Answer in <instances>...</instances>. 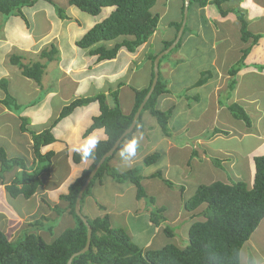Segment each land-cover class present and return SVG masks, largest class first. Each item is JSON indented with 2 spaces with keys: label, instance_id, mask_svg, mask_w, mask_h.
I'll return each mask as SVG.
<instances>
[{
  "label": "trees",
  "instance_id": "16d2710c",
  "mask_svg": "<svg viewBox=\"0 0 264 264\" xmlns=\"http://www.w3.org/2000/svg\"><path fill=\"white\" fill-rule=\"evenodd\" d=\"M38 1L0 0V13L7 17L19 16L27 20L23 8L34 6ZM47 1L53 2L52 0ZM208 1L218 8L221 15L225 16L228 13V10H224L222 7L226 0H190L188 19L175 49L187 34L190 27L188 20L191 18L195 3L203 6ZM157 2L158 0H69L70 6H77L90 15H99L106 6L116 7L109 16L91 27L76 41V44L89 50L90 54L98 55L100 61L115 58L123 47L131 52L136 51L148 42L158 29L161 14L153 10ZM184 7L185 2L182 7L181 20L170 22L175 29L174 37L172 40L164 42L162 51L175 41L184 21ZM55 8L61 19L69 18L65 8ZM238 14L242 41L248 42L251 39V44H256L261 35L253 34L248 28V21L244 14ZM110 41H115V44L108 46L107 42ZM250 51L251 46L242 50L241 58L230 69L232 77L236 76L246 65L245 60ZM57 53V47L51 43L50 46L42 49L40 55L48 61H52ZM159 53L151 56L153 62ZM9 64L17 66L25 77L41 83L45 69V65L41 61L25 62L21 55L13 53L10 55ZM153 78L154 71L152 81ZM235 83L234 80L230 84L234 86ZM0 88L6 94L1 103L12 112L20 114L22 112V110L19 111L21 109L20 104L16 97L11 94L7 78L0 79ZM150 88L151 84L147 88L135 90V104L130 114H125L122 111L118 90H115L110 92L114 101L113 106L108 103V96L105 92L75 98L64 105L59 115L53 118L41 131L34 130L29 126V117L20 116V130L31 134L35 160L34 164L29 165L27 158L22 156L9 157L6 149L0 147L1 174L14 169L16 171L12 181L6 185L7 193L11 197L22 195L25 198H30L43 185L47 176L52 172L53 158L56 157V153L53 150L43 153L42 147L56 140L52 132L53 128L61 119L70 115L78 107L98 101L100 114L93 118L92 124L86 129L85 136L97 128H104L107 138L97 141L94 148L73 154L75 163H80L87 158L93 159L92 164L84 169L82 174L69 185L68 192L60 195V198L67 203L65 209L75 220L74 225L65 228L52 241H47L42 235L33 232H26L22 238L13 241L0 230V264H67L74 253L81 251L86 246L88 227L75 211L77 196L96 164L131 126L134 115ZM165 92H167V84L159 74L157 85L138 117L136 126L122 139L117 149L107 157L98 169L83 194L81 205L85 197L91 193L90 189L94 184L96 182L102 183L106 174L112 176L117 182L132 183L136 187L138 199L145 198L149 199L151 203H155V197L148 196L146 193L142 176L137 168L118 171L110 166V161L122 148L123 142L133 138L139 125L142 124L144 111L149 110L157 118L164 132L167 133L171 111H164L158 106L159 96ZM229 109L234 117L243 120L248 127L252 126L251 118L238 103L232 104ZM160 154V152L149 154L145 157L144 163L146 165L155 163L160 158ZM253 160L255 173L252 186L243 180L232 183L218 180L199 185L195 193L185 200L184 209L193 212L192 217H195L199 212L195 211L202 207L200 215L204 219L189 222L188 234L183 241L175 240V236L182 238V234L176 232V227L165 224L163 231L168 238L167 243L161 247L143 248L132 240L125 228L112 226L110 214L106 213L103 216L91 218L83 213L93 230L91 243L86 252L76 255L72 259L71 264H242V247L264 218V154L256 155ZM219 161L216 160L217 163ZM162 175L161 171L152 174V176L162 178L168 185H173L170 180L162 177ZM101 207L105 208L102 205ZM163 211V207H156L150 211V218L154 225L158 226L165 221ZM43 220H49V218L43 216L42 219L36 220L34 225L43 227Z\"/></svg>",
  "mask_w": 264,
  "mask_h": 264
},
{
  "label": "crops",
  "instance_id": "0c3cea01",
  "mask_svg": "<svg viewBox=\"0 0 264 264\" xmlns=\"http://www.w3.org/2000/svg\"><path fill=\"white\" fill-rule=\"evenodd\" d=\"M184 2H185L184 0H158L156 4L157 7L156 11L161 14V18H160L161 24L160 23L159 24L160 26L162 25L163 28L166 29L165 35H159V33L161 32L159 31L158 28L154 32L150 40L144 43L142 46H140L136 51L131 52L125 47H123L120 49V51L118 52L115 58L105 59L102 61L98 60V55H92L89 53V50L79 47L76 44V41L79 40L96 23L100 22L105 17L109 16V14L116 8L115 6L104 7L103 8L104 15L100 16L99 19L97 18L98 20L97 19L92 20L89 17V16L96 17L97 15L85 14V17H88V22L90 23L84 27H82L79 24L78 26H75L73 28L74 26L73 25L69 29V32L68 29L65 30L66 31L65 34H62L61 31H58V29L60 28V24L57 29V23L53 22L52 25L54 26L51 34H49V36H46V34H44L42 35V37L45 36L47 37L44 38V40L48 38L51 39L54 38L55 40H57V42H54L55 40L50 41V44L54 43L58 49V53L54 58L57 61L58 70L60 71V76L57 77V87L55 89H47V93L45 94L44 97L45 99L40 100L39 102H36L34 104L27 105V107L21 112L23 114L20 113L19 115L29 117L30 119L33 118L34 124L36 123L40 124L41 126H43V128H45V126H47V124L54 117L59 115L63 106L70 103L75 98L92 95L97 92H105V94L108 96V103L111 106H113L114 101L110 96V92L115 90H118V98L120 101V107L122 111L125 114H130L135 104V90L147 88L150 84L152 85L151 81L154 71V62L152 61L151 56L159 52H162V49L164 47V42L173 39L175 29L174 27H172L171 25L172 23L170 22L181 20L182 7ZM73 6L74 5L70 6V15H71V10L74 9L75 7ZM222 7L224 10H228V13H226L225 16L221 15L218 8L210 1H208L203 6L200 5L199 3H195L193 7V11L191 13V18L188 20L190 27L187 31L186 36L184 37V44L187 41L191 40V45H192L191 49L193 52L196 49H198V44H197L198 38H202L205 42H207L206 41L207 39L209 40V44L212 49V53L214 55L211 59V62L212 65L217 69L218 79L208 81V83L207 81L200 83L201 79H199L195 82V85L196 86L197 85L207 86V84L212 85L211 89L209 90L210 99H211L210 101L211 104L209 106L210 109L213 110V112L207 114L206 109L205 108L203 109L204 107L203 102L202 101L200 102L199 99L200 97L197 96H195L194 99L199 101V103H192V104L186 103L185 105H183V110L181 113L175 112L174 109L176 107V103H175L176 98L178 97L179 99H182V95L176 97V92L173 91L172 89L173 86L172 81H169V78L173 75L174 72H176L175 69L177 67L172 68V66L168 62H165L163 73H165L164 80L167 84V92L159 96L158 106L160 109L164 111L169 109L171 111V115L174 110L173 116L170 115V118L168 119L167 131H169L168 128L169 125L173 130H176L177 132L181 131L182 129L184 130L187 129V126L193 123L191 119H194L195 120L194 122L198 121L199 117H197V115L202 114L204 112L207 115V118L205 120L209 122L207 125L219 124L220 119L218 115L220 114L221 111L226 109L225 107L226 105H223L219 98L221 96V92L227 91L229 87V81L232 79V75L230 74V67L232 65L234 66L235 62L241 58L242 50L244 48L251 46V51L245 60L246 65L237 73L240 77L248 73H260L259 70H257L256 67H254V64H256L259 61H261V63L264 66V0H226L222 4ZM171 8L173 10H171ZM43 9L46 10L45 12H48L49 16H51L50 14L51 11H49V8L47 6H43ZM53 11L52 13L54 14ZM170 12L171 15L169 14V19L166 21L167 23H165L167 14ZM238 13L244 14V17L248 21V28L253 34L261 35V37L259 38L256 44L252 45L251 39L248 42L242 41L241 27L238 18L239 15ZM75 15H78V13ZM69 18L68 19L71 20V18L73 17L69 16ZM6 23L7 21H5V24L3 25L4 35L2 36V38H0V69H1L0 73H2L4 68L8 67L7 65H5V67L3 66L2 68L1 61L5 53L10 49L12 45L15 48L12 49L11 54L13 53L19 54L23 57V60L25 61V55H23V53L28 50L30 44L31 46L34 44V42H32V38H29L30 36L23 29L17 28L18 29L17 37L13 38L9 32L10 26H8ZM157 35H159V38H158V43H156V48L154 49L155 53L149 54V50H150L149 44L152 43L153 37H156ZM15 39H17V41ZM111 42L113 43L111 44ZM114 44L115 41L107 42L108 46H113ZM48 45L46 46L48 47ZM186 56H187L186 50L180 48L176 52L175 58L182 57L183 59ZM257 59L259 61H255ZM46 60H47L46 58L45 59L38 58V59L28 60V62L41 61L42 63H44L46 67L45 64ZM179 63H182V61ZM144 64H145V68L139 71V66H142ZM159 68L161 69L160 64H159ZM179 73L182 78L180 79L181 83L180 85H178V88H181L182 86V92H183V90L189 88L190 85L186 81V75L182 76V71H179ZM43 75H45V73ZM1 78H6V77L3 76L0 77V79ZM64 83H66L65 86ZM40 84L37 83L35 85H37L36 86L37 90H40L41 93L44 88V85H40ZM231 90H235L234 87ZM0 92H1L0 93V103H1V100L6 96V94H4L5 92L3 93V91L1 90ZM54 99H59L60 101H62L59 105V109L56 112L55 109H53ZM184 99L187 100L189 99V97L186 96L184 97ZM168 101H172L174 103L167 104ZM214 101H216V103H214ZM2 106L3 107H1V113H0L1 118H2L1 115H7V114L11 115L13 113L5 105ZM184 108H186V110L188 111H185ZM200 108L202 109L201 111L199 110ZM194 110H197V112L196 115H194L193 117L189 115L188 116L189 118L187 119L186 118H184L183 120L179 119L181 114L183 116L189 114L191 111ZM99 114H100L99 103L98 101H94L87 106L78 107L70 115L61 119L57 123V125L53 128L52 132L56 140L49 145L43 146L42 152L46 153L50 150L55 151L56 158L54 159L56 160L54 161L51 174L47 176L43 185L40 186L38 191L32 197L25 198L26 202L33 200L34 205L30 206L25 204L23 206L20 205L19 207L16 208L11 201H8L7 196L9 195L6 190V185L12 181L14 175L11 179L0 180V230L6 233L7 236L11 234L10 229L8 228H11L12 225H16L15 222L18 223L19 219L22 221L25 220L26 224L27 223L31 224V225H26L27 230L28 228H32L33 230V231L28 230V232H37L38 234H40L43 230V227L42 226L40 227V225H34L35 221L38 219H42L43 216H46L48 218L58 217L59 213L57 210H58V206L61 205L60 202L64 203L63 205H61L65 214L64 218H68L70 215L71 217L69 218L72 220L73 223H75L73 216L69 214V212L65 209L67 203L60 198V195L67 193L69 185L82 174L84 169L88 168L93 162V159L87 158L80 163H75L73 161V154L75 152H82L86 149L94 148L97 141L104 140L107 138V134L104 128H97L93 130L90 134L85 136L86 129L92 124L93 118ZM146 115L143 117L142 124L139 125V128L136 130L137 132H135L133 138L126 139L123 142L122 148L111 159L110 161L111 167L114 166V168H116V166L118 165L123 166L126 160H128L129 163L126 164L127 167H129L126 170L132 169L130 167L135 163H142V162L144 163L145 158H122L121 155L128 151L130 156L134 155L132 149L136 144L134 142L135 138L144 137L147 135L144 133V131L148 133L150 132V130L155 128V122L150 117L153 115L150 113L149 110H148V114ZM226 118L228 119V117ZM230 118H235L232 113ZM19 121H20L19 124H21V120ZM155 121H158L157 118ZM0 124H1L0 125L1 132H3V129L5 130L6 125H9L8 123H0ZM245 126L238 127L236 129L239 132H241L243 136L249 135V137H251L252 135L255 134V133H251L252 130L249 129L247 126L245 128ZM43 128L41 129L38 128L37 130L41 131ZM161 133H164L163 134L164 137L165 136L168 137V141L170 143L167 148V152L181 150V146H178L175 143L176 141H174V139H172V137H170L169 134L164 132L163 128H161ZM193 133H197L199 137V140L198 142L195 143V146H200V145H207L209 143L212 144L213 142H216L219 137H221L222 133L228 134L229 132L228 130H223V129L220 130L217 127H215L214 129H212V132L209 134L201 131L200 127L198 126L197 129L193 131ZM206 134H209V136H207ZM26 135L27 136L25 137L27 139L24 141L15 140L13 137L11 140L12 142H10V146H15L17 150V148L21 146L22 144L21 142H26V148H28L29 146L31 148L33 146V140L31 134L28 133ZM258 138L260 139V141H258L256 147H254L251 151H256L258 150V148L260 149V147L264 145V136H259ZM201 139L203 141H201ZM233 147L234 146H229V148L226 149V152H224V155L227 156L228 154H232L231 156H234L235 148ZM189 150L190 148H188L186 151L189 152ZM207 150L209 154H213V152H215V151H211L208 147L202 149L201 152L203 151L206 152ZM201 152L195 153V151L193 150L191 156L193 158L196 156L195 157L196 159L194 158V160H192L193 158L175 159V158L167 157V160L165 161L166 162L165 166L162 169H156L151 173H146V175L144 176L140 173L142 176V182L144 183L146 181H153L154 179H157L156 182L155 180L152 182L154 185L157 184L158 186H160V184L163 183V185L172 187L168 185L166 182H164L162 178L158 176H152V174L161 171L163 174L162 177H164L165 176L164 174H167L166 171H163L164 168L168 170L174 164L182 165V169L184 171V168L187 169V167H189L191 161L195 162L197 165L198 163H200V167L197 168L198 174L200 172L208 171L211 174V176H213L214 174L213 169L218 168L219 171L220 168L224 169V167H220L222 164L220 161L219 163L220 166H215V164L213 163L214 166L212 167V170H210V164H208L209 161L208 157L205 156L206 160L204 161L203 160L204 157L203 158L200 157ZM59 156L62 158H59ZM213 156L214 157L219 156V154L217 155L213 154ZM34 158H27V162L29 165L34 164V160H35ZM213 159L220 160L221 158L216 157ZM228 159L230 160L231 158ZM59 162H63V165L61 166ZM247 162L250 163L249 160H247ZM225 164L226 163H223V165ZM146 166H150V165H146ZM228 168L229 170H231L230 167ZM251 171L252 170H249L248 173L249 175ZM15 172L16 171H14L13 173ZM239 175L240 174L238 173L237 177ZM214 178L216 177H213L212 182L218 181L215 180ZM109 183L112 184L113 182H110L109 174H106L103 177L102 183L96 182L94 184V187L95 185H100L103 187V185ZM128 183L130 184V182ZM122 184H125V182H123ZM129 187L130 185L128 186V188ZM124 192H125V188L120 187L116 189L115 193L121 196L124 194ZM88 198L89 200L86 203L87 206L86 211L85 213L84 212L82 213H84L85 215L91 218L94 217L91 215L90 210L95 209V207H97L98 205L102 210H106V207L109 206H117V205H113L115 204V202L106 201L103 195L100 194H99V198L101 199L102 202V203L100 202V204L92 197L91 198L88 197ZM101 205L104 206L105 208L101 207ZM138 205L141 206V208H139ZM43 206H46L47 208V209L45 208L46 212H44L43 214H39V216L37 217L38 209L42 210L41 208ZM157 207L164 208V206L162 205H159ZM175 207L177 209L172 211L171 213L172 215L170 217L166 215L167 209L164 208L163 211V216L165 217L164 222L166 223L172 222L174 227H176V232L178 234H182L181 222L182 219H185V217H182L183 213L181 207L178 206V204ZM135 210L136 213L131 215L134 218L133 221H130L129 223H125L124 221V224H122V228H125L128 231V233L131 235L132 238H134V240H136V242L139 244L140 247L143 248L150 247L154 243L157 244V241L160 244V242H162L160 235L163 234L165 236V233L163 231L165 227V223L163 222L158 226L154 225L150 218L151 216L150 210L144 206L143 202L142 203L138 202ZM126 211L128 212V214H131L130 209H127ZM104 214H106V212H104ZM110 217H111V224H113L112 214H110ZM26 229H23L24 232ZM258 235L260 239H258ZM9 239L13 241L15 240V239H11L10 237ZM241 254H242V264H248L249 262L250 263L253 262V264H264V218L260 222L257 229L253 232L250 239L242 247Z\"/></svg>",
  "mask_w": 264,
  "mask_h": 264
},
{
  "label": "rangeland",
  "instance_id": "374dc122",
  "mask_svg": "<svg viewBox=\"0 0 264 264\" xmlns=\"http://www.w3.org/2000/svg\"><path fill=\"white\" fill-rule=\"evenodd\" d=\"M53 2H49L47 0H39L34 6H27L23 8L24 15L26 16L27 20H24L20 18L19 16H11L7 17L6 15H3L0 13V38L4 35L3 33V25L5 24V21H7V25L10 26L9 32L11 36L17 37V28L25 30V32L30 36L29 38H32V42L34 44L29 46L28 50L23 53L25 55V61L28 62V60H33V59H45L41 57L40 52L42 51L41 49L44 47H47L46 45L50 46V41L55 40L54 38H48L44 40V38H47L46 36H49L51 32L53 31V26L52 23L56 22L57 23V29L60 24V28L58 31H61L62 34H65L66 31L73 26H78L79 24L84 27L87 26L90 22H88V17H85V14H88L82 10H80L77 6H73L74 9L71 10V15H70V5H69V0H52ZM43 6H47L49 8V11H51V16H49L48 12H45L46 10L43 9ZM193 6V5H192ZM55 7H61L65 8L67 11V14L71 18L69 19H61L57 13H56V8ZM54 8V11H53ZM154 11H156V7L153 8ZM171 10H173L171 8ZM54 12V14L52 13ZM78 15H75L77 14ZM73 14V15H72ZM169 14L171 15V12L167 14V18L165 19L166 21L169 19ZM104 15V9L102 12L97 15L96 17L94 16H89L90 19H99L100 16ZM79 16V17H78ZM97 19V20H98ZM100 21V20H99ZM25 22V23H24ZM79 22V23H78ZM98 22V21H97ZM161 24V23H160ZM158 26L159 35H165L166 29L163 28L161 25ZM48 33V34H47ZM46 34L45 37H42V35ZM70 34V33H69ZM159 35L156 37H153V41L150 46L149 54H154L155 53V48H156V43H158V38ZM28 38V39H29ZM205 38V37H204ZM194 39V38H193ZM17 41V39H15ZM195 40V39H194ZM205 42L202 38L197 39V44H198V49H196L194 52L192 51L191 47V40L187 41L184 44V39L181 42V44L175 49L171 50L167 54L164 55L162 58V61L160 62L161 69H160V74H161V79L163 81L165 78V73L164 72V64L165 62H168L172 68H176V72L173 73V75L169 78V81H172V89L173 91L176 92V97L182 95V99H179L178 97L176 98V107H175V112L176 113H181L183 110V105L186 103H199V101L195 100L194 97H200V102L202 101L204 104L203 109H206V113L210 114L213 112L212 109H210V104H211V99H210V93L209 90L211 89L212 85L207 84V86H196L195 82L199 79H201L202 82L208 83V81L211 80H217V69L212 65L211 59L214 56L212 53V49L209 44V40H206ZM54 42H57L55 40ZM113 42H111L112 44ZM208 43V44H207ZM15 48L13 45L10 47V49L5 53L2 61H1V66L5 67L7 65V68H4L2 73H0V77H6L8 79L9 83V89L12 95L16 97L17 102L20 104L21 110H24L27 105L34 104L36 102H39L40 100L45 99V94L47 93V89H55L57 87V77L60 76V71L58 70V65L56 59H53L52 61H45L46 67H45V75L42 77V83L40 85H44V88L42 92L40 93V90H37V84L35 80L30 79L22 75L20 69L14 65L8 64L9 63V58L12 52V49ZM168 48V47H167ZM186 50L187 56L182 59V57L175 58L176 52L180 49ZM151 56V55H150ZM182 63H179L181 62ZM255 61H259L258 59ZM263 61V60H262ZM155 62V60H154ZM238 61L235 62V64ZM234 64V65H235ZM180 65V66H177ZM233 66V65H232ZM230 67V69L232 68ZM234 67V66H233ZM254 67L259 70L260 73H248L244 76H239L238 74L236 76H233L232 79L229 81V87L227 91L221 92L220 96V101L223 105H226V109L221 111L220 114L218 115L220 121L219 124H213V125H207L209 122L205 120L207 118L206 113L198 114L197 117H199V120L194 122V119H191L193 123L189 124L187 126V129H182L181 131L177 132L176 130H173L171 126L169 125V131H167V134H169L175 143L178 146H181V150H176V151H168L167 148L169 146V141L167 136H163L164 133H161V124L159 121H155L156 118L154 116H150L153 121L155 122V128L150 130V132H145L147 134L144 137H137L135 138L134 142L136 143L133 150V154H129V151L122 154V158H145L151 153L154 152H161L160 158L150 166H146L145 163H135L133 164L130 168L136 167L138 172L141 173L143 176L146 175V173H151L152 171L156 169H162L165 166V161L168 158H193L191 154L193 153V150L195 153L201 152L202 149L205 147H208L213 154L219 156H213V154H209L208 150L205 152H201V158L205 161L206 157H208V164H210V170H212V167L214 166H220L216 165L219 164L221 161V166L224 167V169L220 168V171L218 168L213 169V176L208 171L205 172H200L198 174L197 168L200 167V163L198 165L191 161L189 164V167L187 169L184 168V171L182 169V165L179 164H174L172 167H170L168 170L164 168L163 171H166L167 174H164L168 180L172 182L173 185L172 187H168L166 185H163V183L158 186L157 184L154 185L152 182L157 179H154L153 181H146L143 183L145 191L149 195H152L155 197V203H151L149 199L143 198V200L136 198V187L133 184H129L128 182H125V184L119 183L112 179V176L109 175L110 182H113L112 184H105L102 186L100 185H95L93 186L90 190L91 193L84 199L82 203V212L85 213L86 211V203L88 202L89 198L92 197L94 200H96L99 204L101 202V199L99 198V194L103 195V197L106 199L108 202H115L113 205L117 206H109L106 207V210H102L99 205L95 207V209H91L90 213L93 217L96 216H103L104 212L112 214L113 218V227L115 228H120L122 227V224L129 223L130 221H133V217L131 216L132 214L136 213V205L138 202H143L144 206L147 207L150 211L156 208L159 205L164 206V208L167 209L166 215L170 217L172 214L173 210H176L177 208L175 207L177 204L178 206L181 207L182 209V217H185V219H182V238L179 236H175V240L177 241L180 239V241L185 240L186 235L188 234V224L189 222H193L196 219H204L202 215H200V210H202V207L196 210L195 212L199 211L197 213V216L192 217L193 212H188L184 209V201L191 197L196 189L199 187L201 184H206V183H211L213 177L215 180H222L227 183H232L235 181L243 180L247 182L250 186L253 184V174L255 171V165H254V157L256 155H261L264 154V145L258 148L256 151H251L254 147H256V144L260 139L258 138L259 136H264V66L261 63V61L257 62L254 64ZM143 68H145V64L142 66H139V71H141ZM179 68V69H178ZM1 70V69H0ZM179 71H182V76L186 75V81L190 85L189 88L184 89L182 92V86L181 88H178V85H180V79L182 78ZM236 81L235 85L233 86L235 90H231L233 87L231 86L230 83L233 81ZM200 81V82H201ZM66 83H64V86ZM69 88V87H68ZM178 88V89H177ZM1 91L2 88H0ZM1 93V92H0ZM4 93V91H3ZM5 94V93H4ZM188 96L189 99L185 100L184 97ZM62 101L59 99H54V107L55 112L59 109V105ZM174 102L168 101L167 104H172ZM216 103V101H214ZM234 103H238L240 107H243L245 112L249 115V117L252 120V126L248 127L246 123L238 118H230L231 117V110L228 109L229 106H231ZM3 104L0 103V113H1V107ZM198 105V104H197ZM172 106V105H171ZM169 108V107H166ZM202 108V106H201ZM199 109L200 111L202 109ZM185 111L186 108H184ZM173 110V113H174ZM230 110V111H229ZM165 111H169L165 110ZM18 112V111H17ZM197 110L191 111L189 114L180 115L179 119L183 120L184 118H189L188 116H194L196 115ZM173 113L171 116H173ZM23 114V113H21ZM148 114V111H144L143 117ZM192 114V115H191ZM2 118L0 117V123H8L9 125L5 126V130L3 129V132L0 131V147H4L6 149V152L9 157H18L22 156L24 158H34V152H33V147L26 148V142H21V146L17 148L15 146H10V142H12V138L14 137L15 140H21L24 141L27 138L26 134L20 130V115L16 112H13L11 115H1ZM148 116V115H146ZM228 117V119L226 118ZM55 118V117H54ZM149 118V117H147ZM226 119V120H225ZM30 124L29 126L33 128L34 130L36 129H41L43 126L40 124H34L33 118H29ZM225 120V121H224ZM18 121V122H17ZM1 125V124H0ZM204 125V126H202ZM247 126L249 129L252 130L251 133H255L251 137L249 135H244L241 134L236 128L242 127V126ZM200 127V130L203 131L204 133H211L212 129L217 127L218 129H223V130H228V134L222 133L221 137L217 139L216 142H213L212 144L209 143L207 145H200V146H195V143L198 142L199 137L197 133H193L197 129V127ZM245 126V128H246ZM137 132V131H136ZM203 133V134H204ZM209 134H206L209 136ZM241 139V140H240ZM201 141H203L201 139ZM189 143V144H188ZM200 143V142H199ZM229 146H234L233 148L235 153L234 156H231L232 154H228L227 156L224 155V152H226V149L229 148ZM188 148H190L189 152L186 151ZM29 151V153H28ZM165 152V154H164ZM222 153V154H221ZM249 154V155H248ZM213 157H212V156ZM196 157V156H195ZM194 157V158H195ZM199 157V156H198ZM221 158L219 163L216 162L213 158ZM236 157V158H234ZM56 158V157H55ZM59 158H62L59 156ZM194 158L192 160H194ZM228 158H231L230 160ZM196 159V158H195ZM233 159V160H232ZM235 159V160H234ZM56 159L53 158V164ZM60 160V159H59ZM247 160L250 161V163L247 162ZM203 161V162H204ZM235 161V162H233ZM60 165H63V162H59ZM214 163V164H213ZM223 163H226L223 165ZM128 160H126L123 164V166L118 165L116 166L118 171H123L126 170ZM236 166V167H235ZM114 167V166H113ZM231 170H229V168ZM15 170V169H14ZM14 170L8 172H3L1 174V163H0V180L1 179H11L13 175H15ZM239 172H238V171ZM249 170H252L250 175ZM111 172V171H110ZM13 173V174H12ZM238 173L240 174L238 177ZM2 175V176H1ZM106 179V177H105ZM151 182V183H148ZM130 187L128 188V186ZM124 187L125 192L123 195H117L116 189ZM185 187V188H184ZM128 188V189H127ZM96 192H95V191ZM181 193V194H180ZM8 201H11L12 204L17 208L20 205H34V201H29L26 202L24 196H17V197H11L10 195L7 196ZM56 197V196H55ZM102 203V202H101ZM105 203V202H104ZM61 205H63V202H60ZM157 204V206H156ZM26 205V207H27ZM81 206V205H80ZM90 207V206H89ZM88 207V208H89ZM139 208L141 206L138 205ZM46 206H43L40 210L38 209V215L43 214L46 212L45 210ZM47 209V208H46ZM127 209H130L131 214H128L126 211ZM59 213V216L56 218H49V220H43V230L40 233L47 241H52L55 237H57L65 228H68L70 226H73L74 223L72 220L69 218L71 217L69 215L68 218H64L65 214L64 211L62 210V206H59V209L57 210ZM194 212V213H195ZM141 213V212H138ZM70 214V213H69ZM34 221V220H33ZM22 222V223H21ZM179 223V224H181ZM16 225H12L10 229L9 236L11 239H20L22 236H24V233L28 232V230L33 231L32 228L26 229V225H31L29 223L26 224L25 220H20L19 222H15ZM169 224L172 227L174 225L172 222L166 223ZM177 224V225H179ZM45 227V228H44ZM23 229H26L25 232ZM12 230V231H11ZM37 234V232H33ZM258 234V233H257ZM256 234V235H257ZM162 242L157 241V244L154 243L152 246L153 248L155 247H161L163 244L167 243V237L164 236L163 234L160 235ZM134 242V238H132ZM258 239H260L258 235ZM137 243V242H136ZM176 243V242H175ZM138 244V243H137ZM139 245V244H138ZM248 264H253L248 263Z\"/></svg>",
  "mask_w": 264,
  "mask_h": 264
},
{
  "label": "water",
  "instance_id": "95a60500",
  "mask_svg": "<svg viewBox=\"0 0 264 264\" xmlns=\"http://www.w3.org/2000/svg\"><path fill=\"white\" fill-rule=\"evenodd\" d=\"M189 3H190V0H185L184 21H183V24H182L181 28L179 29V32L177 34V37H176L175 41L167 49H165L162 52H160L157 55L156 59H155V62H154V78H153V81H152L151 88H150L149 92L147 93V95L145 96L143 102L139 106L137 112L135 113L131 126L120 136V138L115 142V144L113 145V147L108 152H106L104 154V156L100 159V161L96 164V166L91 171V174L87 178L86 182L84 183L83 187L81 188V190H80V192H79V194L77 196V200H76V204H75V211L82 218V220L85 222V224L88 227L87 244H86V246L81 251H79L77 253H74L71 256V258L69 259V261H68L67 264H71L72 259L76 255L86 252L89 249L90 243H91V237H92L93 230H92V227H91L89 221L87 220V218L85 217V215L82 213L81 206H80L81 205V200L83 198V194H84L86 188L88 187V185L90 184L91 180L93 179V177L97 173L98 169L101 167V165L106 160V158L109 157L117 149V147L120 144V142L122 141V139L128 133H130L134 129V127L136 126L138 117L140 116V114H141V112H142V110H143L146 102L148 101V99L152 95V93H153V91H154V89H155V87L157 85V82H158V79H159V74H160L159 64H160L161 58L165 54H167L168 52H170L177 45V43L179 42V40L181 39V36L183 34V30H184V26H185L186 21H187V18H188Z\"/></svg>",
  "mask_w": 264,
  "mask_h": 264
},
{
  "label": "bare ground",
  "instance_id": "6f19581e",
  "mask_svg": "<svg viewBox=\"0 0 264 264\" xmlns=\"http://www.w3.org/2000/svg\"><path fill=\"white\" fill-rule=\"evenodd\" d=\"M107 159V158H106Z\"/></svg>",
  "mask_w": 264,
  "mask_h": 264
}]
</instances>
